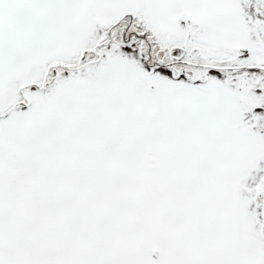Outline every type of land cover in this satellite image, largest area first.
<instances>
[{"label": "snow or ice", "instance_id": "snow-or-ice-1", "mask_svg": "<svg viewBox=\"0 0 264 264\" xmlns=\"http://www.w3.org/2000/svg\"><path fill=\"white\" fill-rule=\"evenodd\" d=\"M0 264H264V0H0Z\"/></svg>", "mask_w": 264, "mask_h": 264}]
</instances>
